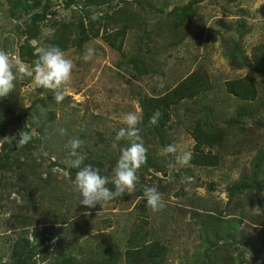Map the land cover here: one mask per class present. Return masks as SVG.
Instances as JSON below:
<instances>
[{
	"label": "rangeland",
	"instance_id": "1",
	"mask_svg": "<svg viewBox=\"0 0 264 264\" xmlns=\"http://www.w3.org/2000/svg\"><path fill=\"white\" fill-rule=\"evenodd\" d=\"M53 45L74 64L64 101L27 77L0 98V264H125L132 238L157 244L150 264H264V0H0V50L34 67ZM232 82L252 97L229 93ZM197 86L149 123L153 99ZM132 111L147 149L136 187L87 209L66 145L81 139V167L114 190L130 144L115 137ZM27 125L38 135L18 149ZM169 144L191 153L187 166L160 154ZM153 186L158 212L144 197Z\"/></svg>",
	"mask_w": 264,
	"mask_h": 264
},
{
	"label": "clouds",
	"instance_id": "2",
	"mask_svg": "<svg viewBox=\"0 0 264 264\" xmlns=\"http://www.w3.org/2000/svg\"><path fill=\"white\" fill-rule=\"evenodd\" d=\"M93 50L88 49L85 52V61L92 58ZM74 64L66 57L65 53L57 46H49L43 50L34 61V67H31L18 58L11 56L4 50H0V98L8 97L14 92L16 82L32 78L33 83L40 88L51 91L56 103L64 101L70 91L73 79ZM161 112L157 110L149 119L151 125H157L161 117ZM142 121V115L137 111L126 113L122 118L121 127L115 137L116 141L127 140L130 142L128 147L121 150V155L113 168L111 183L114 190L108 187L110 183L108 177L101 176L99 171L91 165H81L84 162V156L81 154L83 141L79 138L69 140L66 147L68 159L66 163L71 167L78 169L72 186L82 197L80 205L87 209H94L100 205L102 209L126 192L132 193L138 180L137 172L147 161V149L144 146L141 129L139 124ZM61 135H66L65 129H60ZM38 135L35 128L19 133L17 148L25 147L34 137ZM162 156L173 155L175 162L181 166H187L191 160L190 152H179L175 144L165 146L160 153ZM146 205L153 212L163 210L166 206L162 194L156 187H146L144 190ZM85 212L84 215H90ZM99 215V213L97 214Z\"/></svg>",
	"mask_w": 264,
	"mask_h": 264
},
{
	"label": "trees",
	"instance_id": "3",
	"mask_svg": "<svg viewBox=\"0 0 264 264\" xmlns=\"http://www.w3.org/2000/svg\"><path fill=\"white\" fill-rule=\"evenodd\" d=\"M21 4V3H20ZM19 4V5H20ZM26 47L23 46L20 48V55L24 56L26 53ZM264 51V48L263 50ZM264 61V59H263ZM264 64V63H263ZM262 64V65H263ZM258 65V64H257ZM195 76V75H194ZM192 82V81H190ZM188 82V83H190ZM251 85L247 84L246 82H235V83H229L227 84V89L229 90V93H234V95L239 96L241 95H249L250 98L252 97V93L254 92V89L250 88ZM239 89H242V91H237ZM201 89V87L197 86L195 88H191L187 91L188 94L184 93V90L181 93V90L179 91H175L172 93H169L165 96H162L160 98L157 99H153L151 101L150 104V113L151 115H153L157 110H159L161 112V117L159 120H161L162 118H164L167 114V109L172 105L177 103L176 100L177 98L180 99L182 96L183 97H190L192 95H194L196 92H199ZM180 94V95H179ZM201 130L199 128L194 129L193 134H194V139L195 141L199 144H211L212 140H210V138H212V135L209 134H203L202 132H200ZM215 137V135H214ZM193 162L199 164V165H208V166H214L215 165V161H214V157L213 156H209V157H204V155H202L201 157L199 156H195L193 155ZM230 221H234L231 220ZM137 235H134V237ZM137 244V246L135 248H132L130 251H128L127 253V260L125 264H150L152 262V258L158 254L157 251V244L156 243H152V244H143L138 243V239H133L132 238V245ZM136 249V250H135ZM135 255H138L139 258L135 260ZM235 260V259H234ZM232 260V261H234ZM231 261V263H232Z\"/></svg>",
	"mask_w": 264,
	"mask_h": 264
}]
</instances>
